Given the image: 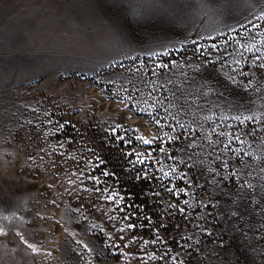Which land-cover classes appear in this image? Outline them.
Here are the masks:
<instances>
[{"label": "rangeland", "instance_id": "1", "mask_svg": "<svg viewBox=\"0 0 264 264\" xmlns=\"http://www.w3.org/2000/svg\"><path fill=\"white\" fill-rule=\"evenodd\" d=\"M260 17L264 0H0V264H264ZM92 87L150 137L90 114ZM143 139L157 151L134 164L151 151ZM87 169L132 207L104 220Z\"/></svg>", "mask_w": 264, "mask_h": 264}, {"label": "snow or ice", "instance_id": "2", "mask_svg": "<svg viewBox=\"0 0 264 264\" xmlns=\"http://www.w3.org/2000/svg\"><path fill=\"white\" fill-rule=\"evenodd\" d=\"M259 19L261 20H264V17H260ZM253 47L255 48L256 46L253 45ZM250 50V49H249ZM257 51H259V49L257 48ZM257 59H264V57H261V56H257L256 57ZM161 65L157 64L156 65V68H160ZM164 67H167V65H164ZM261 68H264V64H261L260 65ZM155 71V69H154ZM231 119H234L236 120L240 125H244L246 122L254 119V117H249V116H234V117H231ZM157 124H159V121H157ZM228 127H234V125H226ZM64 125H61V128H63ZM181 128L184 127V125H180ZM115 131V130H114ZM239 138V137H237ZM139 139V138H138ZM179 140V137H172V136H169V142L170 143H176L177 141ZM155 144V140H150V139H143V145L144 146H148V148H151V151H147L145 149H142L145 151V156L144 158H141L139 155H137V158H136V161H134L133 163H139L140 165H145L148 157H151L152 155H154V153L157 151V149L155 147H153V145ZM188 147H192V142L191 140L188 141ZM168 148L166 146H161L159 147L158 151L161 153V154H166L168 152ZM173 159H175V157H173ZM100 164H102V161L99 162V163H96V162H90L89 166L90 167H99ZM145 172L148 171L147 168L144 169ZM177 169L176 168H172L171 169V173L174 174L176 173ZM102 175L104 177H109L110 176V173L108 171H104L102 173ZM170 175L169 172H164L163 173V176L162 177H148V176H138V178L140 179H145V180H148V179H160V180H163L164 177H168ZM188 174H185L183 173V171L181 170V173L179 176L176 177L177 181H182L184 179V177H186ZM225 179H227V177H225ZM93 182H94V185L95 186H98V185H101V183H103V187H97L96 188V191L100 194V198L105 202V203H108V204H112L114 203L117 208H118V211H120L121 213H125L126 212V208H130L132 207L131 205H128L126 204V201H127V197L125 195H122L120 194L118 191H116L114 188L110 187L108 184H107V181H101L99 178H96V177H93ZM213 183H216V181H213ZM192 186L191 184V181L189 180L186 184H185V187H190ZM165 190L170 194V195H174L175 191H179V193L181 195H186L187 193L184 192V188L182 187H179V185H177V188L176 189H173V188H170V187H167L165 185ZM107 194V195H105ZM159 193H155L154 196H158ZM183 204L186 206V207H190L189 203L187 200H184L183 201ZM178 205H170L169 207H172V208H176ZM179 212L181 214H184L185 213V208L181 207L179 208ZM111 219L115 220V217H111ZM121 219L124 220V221H130L132 219V215L131 213H128V214H125V215H122L121 216ZM136 227L135 224L133 223H128L127 224V230H133L134 228ZM119 231L121 233L125 232L126 229L125 228H120ZM3 232V229L0 228V233ZM119 239L120 240H125V236L124 235H120L119 236ZM160 239V237L157 235L155 237H153V239L151 240V243L152 244H156L158 242V240ZM143 243L145 245H148L149 244V240H144ZM28 247H30L33 251V253H36L38 252V249L36 247H34L33 245L29 244ZM123 247L127 248L128 247V244L125 243L123 245ZM161 259H164V257H161Z\"/></svg>", "mask_w": 264, "mask_h": 264}, {"label": "bare ground", "instance_id": "3", "mask_svg": "<svg viewBox=\"0 0 264 264\" xmlns=\"http://www.w3.org/2000/svg\"><path fill=\"white\" fill-rule=\"evenodd\" d=\"M88 92L90 93L92 97L96 98L94 104L90 107V110L94 112H90V114H93V115L97 114L98 111H95V110H98L101 108L103 111H105V113L111 115L115 119H118V120L127 119L130 122H134L140 126H148L147 123H145L144 119L135 118L132 115L131 111L127 108L125 102H123L122 100L105 98V96L96 87L90 88ZM91 117L97 118V116H91ZM149 130H150V127H149ZM44 183L46 185L45 188H47L48 191L50 190V193H51L52 188L49 187L51 182L47 180ZM97 211H98V208L94 210L95 215ZM53 227L55 230L58 229L59 232L65 233V230H64L65 227L62 225L61 222H58V221L54 222Z\"/></svg>", "mask_w": 264, "mask_h": 264}, {"label": "built area", "instance_id": "4", "mask_svg": "<svg viewBox=\"0 0 264 264\" xmlns=\"http://www.w3.org/2000/svg\"><path fill=\"white\" fill-rule=\"evenodd\" d=\"M133 115V114H132ZM139 118V117H138ZM143 119V118H142ZM126 121H128L127 123H129L130 121L129 120H127L126 119ZM145 121V120H144ZM146 123V122H145ZM126 124V123H125ZM130 125H128V124H126L128 127H130V128H132L137 134H147L146 136H148V137H150V132H151V128H150V130H149V127H150V125L149 124H147L148 126H140V125H138V124H136V123H134V122H131V123H129ZM132 149H134V150H137V148L136 147H131ZM91 169H87V171H85V174H84V177H85V182L83 183V186H84V188H85V190H86V193H88V195H90V197H91V199H93V201H91L92 203H94V205L96 206V207H99V208H102L103 209V211H105L104 212V220H106L107 221V219H108V217H112L111 215H114V214H112L111 213V206H114V207H116V212L118 211V208H117V206L114 204V203H112V204H108V203H105L101 198H100V194L96 191V188L97 187H103L104 185H103V183H101V185H99V186H95L94 185V182L92 183V184H89V182H90V179H91V177H93L94 175H96V174H94V172L92 173V174H90L89 173V171H90ZM97 175H99L100 177H104L103 175H101V174H97ZM110 187H112V188H114L116 191H118L120 194H122L123 195V188L120 186V185H114V186H110ZM105 195H107V194H105ZM87 198H86V201L88 202V204H90V205H92V203L90 202V199H89V197L88 196H86ZM98 211H100L99 209H98ZM101 212V211H100ZM109 215V216H108Z\"/></svg>", "mask_w": 264, "mask_h": 264}]
</instances>
